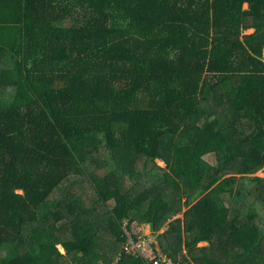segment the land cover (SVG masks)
Returning <instances> with one entry per match:
<instances>
[{
	"label": "trees",
	"instance_id": "obj_1",
	"mask_svg": "<svg viewBox=\"0 0 264 264\" xmlns=\"http://www.w3.org/2000/svg\"><path fill=\"white\" fill-rule=\"evenodd\" d=\"M260 171L264 0H0V264H264Z\"/></svg>",
	"mask_w": 264,
	"mask_h": 264
},
{
	"label": "built area",
	"instance_id": "obj_2",
	"mask_svg": "<svg viewBox=\"0 0 264 264\" xmlns=\"http://www.w3.org/2000/svg\"><path fill=\"white\" fill-rule=\"evenodd\" d=\"M123 242L122 255L140 258L146 264H179L164 252L160 235L169 229L167 225L162 231L154 232L146 223L137 219L124 218L121 222Z\"/></svg>",
	"mask_w": 264,
	"mask_h": 264
},
{
	"label": "rangeland",
	"instance_id": "obj_3",
	"mask_svg": "<svg viewBox=\"0 0 264 264\" xmlns=\"http://www.w3.org/2000/svg\"><path fill=\"white\" fill-rule=\"evenodd\" d=\"M246 7V6H245ZM254 30H247L246 32H245V34H250V33H252ZM207 159L209 160V161H211V162H214L215 160H216V155L215 154H208L207 155ZM158 162L162 165V166H166V163L164 162V161H161V160H158ZM255 176H259V177H264V173L262 172V171H260V172H258ZM246 180L245 179H243V180H241V179H239V183H241V184H244V182H245ZM187 202H188V198L185 196L184 198H183V205H185L187 208L189 207V206H187ZM196 202V201H195ZM261 203V202H260ZM184 206V207H185ZM260 206H261V208L263 209V211L260 213V212H258L259 214H260V216H259V218L261 217V221H259V223L262 225L263 224V221H264V207H263V205L262 204H260ZM184 211H186L185 210V208H184ZM183 215V214H182ZM181 215V216H182ZM258 218V219H259ZM58 247L60 248V250L61 251H63L64 252V248H62L61 247V245L59 244L58 245Z\"/></svg>",
	"mask_w": 264,
	"mask_h": 264
},
{
	"label": "crops",
	"instance_id": "obj_4",
	"mask_svg": "<svg viewBox=\"0 0 264 264\" xmlns=\"http://www.w3.org/2000/svg\"><path fill=\"white\" fill-rule=\"evenodd\" d=\"M213 154V153H212ZM247 186L248 187H250V184H247V185H245V184H241V183H238L237 184V186L236 187H240V189H241V191H242V193L244 194V196H245V198L247 197V195H245V194H247ZM237 196H235V200L237 201V198H236ZM244 198V197H243ZM243 198H242V200H243ZM238 199H239V201H240V203H241V201L242 200H240V197H238ZM258 198H254L252 201H255V200H257ZM257 201H259V200H257ZM260 202V201H259ZM196 202H194L193 203V205L195 204ZM185 206V205H184ZM183 206V212L181 213V214H179L177 217H175L174 219H172L171 221H174V220H176L177 218H184V215H185V212H187L188 211V209H189V207L187 208L186 206L184 207ZM256 207H259V208H261V206H260V204L258 203L257 205H256ZM184 208H185V210L186 211H184ZM262 209V208H261ZM183 214V215H182ZM182 215V216H181ZM137 220H139V219H137ZM140 221V220H139ZM143 223H146V222H143ZM146 225H148V226H150L151 227V225H149L148 223H146ZM167 226V225H166ZM165 226V227H166ZM164 227V228H165ZM152 228V227H151ZM163 228V229H164ZM162 229V230H163ZM153 230V229H152ZM162 230H160V231H162ZM166 230H164V232H165ZM210 246V243L209 242H202V243H200L199 244V247H209ZM62 247V246H61ZM186 253H188V251L186 250L185 251ZM168 255V254H167ZM168 257H170L169 255H168ZM171 258V257H170ZM177 262V261H176ZM178 263V262H177ZM114 264H117V262H115Z\"/></svg>",
	"mask_w": 264,
	"mask_h": 264
}]
</instances>
